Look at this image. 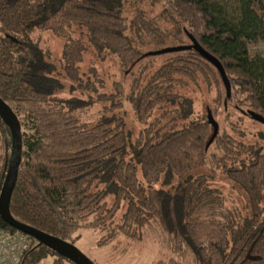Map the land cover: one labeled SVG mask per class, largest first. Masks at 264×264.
<instances>
[{"label": "trees", "instance_id": "trees-1", "mask_svg": "<svg viewBox=\"0 0 264 264\" xmlns=\"http://www.w3.org/2000/svg\"><path fill=\"white\" fill-rule=\"evenodd\" d=\"M129 1L0 0V98L29 131L21 133V159L9 203L12 217L70 241L81 228L102 226L123 202L119 227L127 233L153 220L198 264H264V143L239 142L219 127L209 143L212 126L207 118L162 132L154 130L152 121L133 144L116 116L83 123L77 112L91 100L54 97L60 84L50 76L46 54L32 39L36 30L61 35L65 28L80 25L96 51L111 52L128 68L144 56L140 46L172 35L162 27L167 21L187 34V45L193 37L220 62L230 85L225 106L234 101V109L246 116L253 111L264 117V53L250 52L264 44V0H150L161 5L162 17L135 8L128 23L125 4L134 5ZM226 1L232 2L234 12L228 11ZM177 44L183 45L182 38ZM83 49L73 38L63 48V69L72 80H78ZM175 54L142 88L126 95L138 121L145 122L156 106L172 98L161 89L163 83H185L182 78L208 85L221 81L216 68L193 49ZM79 85L93 88L90 82ZM120 93L100 94L98 99L110 101L108 109L113 110L122 106ZM0 136L1 187L11 146L1 118ZM127 148L133 160L126 159ZM206 166L241 191L245 212L221 211L218 190L207 184L209 175L195 173ZM172 179L176 185L166 187ZM98 183L103 187L92 189ZM108 194L113 196L109 207ZM0 227L20 232L1 218ZM30 239L20 264H40L49 257L56 258L51 264H74Z\"/></svg>", "mask_w": 264, "mask_h": 264}, {"label": "rangeland", "instance_id": "rangeland-1", "mask_svg": "<svg viewBox=\"0 0 264 264\" xmlns=\"http://www.w3.org/2000/svg\"><path fill=\"white\" fill-rule=\"evenodd\" d=\"M129 2L134 5L125 4L124 15L128 23L135 8L144 10L152 17H162L160 4L151 5L150 0H130ZM231 4V1L225 2V5L229 7L228 11L234 12ZM162 27L164 31L172 35L164 37L160 43L150 42L140 46L144 56L128 68H124L111 52L96 51L88 40L86 28L80 25L73 24L65 28L61 35L49 29L36 30L32 39L46 54V59L52 69L50 76L60 84L54 97L62 100L71 97L91 100V103L82 111L77 112L83 123L92 124L102 117L116 116L122 121L123 129L129 134V140L133 144L139 133L152 121L156 122L154 130L160 128L162 132L172 127L171 125H174V128H180L192 120H205L208 112L210 114L212 112L219 132L224 130L237 141L245 144L262 145L264 125L234 109V101H229L227 106L224 105L225 92L220 80L218 85L214 82L208 85L200 80L192 83L185 78H182L185 83L173 82L170 85L163 83L161 89L171 94L172 98L156 106L145 122L137 120L126 95L142 88L162 64L167 63L176 55L175 52L152 55L148 53L181 45L177 44V38H182L183 45L188 43V36L183 30L179 33L167 21L162 22ZM69 38L78 39L84 47L81 61L77 65L78 80H72L63 69L62 53ZM250 52L252 55L263 54L264 44L256 45L251 48ZM80 82H90L93 88L80 87ZM117 90L121 92V95H118L121 97L122 106L109 110L110 101H99L98 98L100 94H116ZM18 119L21 133H28L22 118L18 117ZM126 151V159L133 160L130 149L127 148ZM9 152L10 149H8ZM3 153L0 136V164ZM195 173L209 175L207 184L218 190L222 201V212L224 210L245 212L246 201L243 194L237 188L232 187L218 170L211 173L210 167L206 166L199 168ZM137 174L141 179L139 169ZM161 181L156 184V187L160 186ZM173 185H176L174 179L166 187ZM102 187L103 185L98 183V186L95 185L92 189ZM105 201L106 206L109 207L113 201L112 194L106 195ZM125 206V203L121 202L119 208L99 228L77 230L72 234L69 242L73 243L94 264H198L191 252L173 240L172 236L163 231L156 221L152 220L142 227L132 226L128 233L126 230H121L119 226ZM54 260H56L55 257H49L40 264H51ZM62 263L69 264L66 261Z\"/></svg>", "mask_w": 264, "mask_h": 264}, {"label": "water", "instance_id": "water-1", "mask_svg": "<svg viewBox=\"0 0 264 264\" xmlns=\"http://www.w3.org/2000/svg\"><path fill=\"white\" fill-rule=\"evenodd\" d=\"M189 39L191 43L188 45H177L174 47L160 49L148 54L152 55V54L173 53L185 49H193L201 57H203L206 61H208L211 65H213L216 68L220 76L221 82L224 86L226 98L229 97L230 85L220 62L212 54H210L204 48H202L193 37L189 36ZM225 104L226 101H224V105ZM247 114L254 121H257L264 125V117H262L261 115L253 111H247ZM0 118L9 129L11 136L10 154L7 163L6 173L0 187V218L14 229L29 235L37 242L47 246L48 248L55 251L56 253L68 259L74 264H94L73 243L63 240L59 237L50 235L48 233H45L32 226L21 223L12 217L9 210V203L13 188L15 186V182L17 178V169L21 159L22 134H21L20 122L17 115L12 110V108L7 103H5L1 98H0ZM207 120L212 126V135L208 141L210 143L218 132V124L216 123V121L213 119V117L209 112H208Z\"/></svg>", "mask_w": 264, "mask_h": 264}, {"label": "built area", "instance_id": "built-area-1", "mask_svg": "<svg viewBox=\"0 0 264 264\" xmlns=\"http://www.w3.org/2000/svg\"><path fill=\"white\" fill-rule=\"evenodd\" d=\"M30 245L29 235L0 227V264H20Z\"/></svg>", "mask_w": 264, "mask_h": 264}]
</instances>
